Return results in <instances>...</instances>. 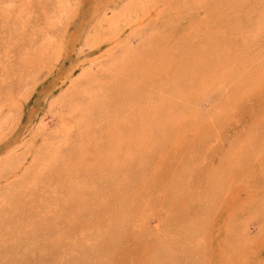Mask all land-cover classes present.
I'll return each instance as SVG.
<instances>
[{
	"label": "rangeland",
	"instance_id": "obj_1",
	"mask_svg": "<svg viewBox=\"0 0 264 264\" xmlns=\"http://www.w3.org/2000/svg\"><path fill=\"white\" fill-rule=\"evenodd\" d=\"M0 264H264V0H0Z\"/></svg>",
	"mask_w": 264,
	"mask_h": 264
}]
</instances>
